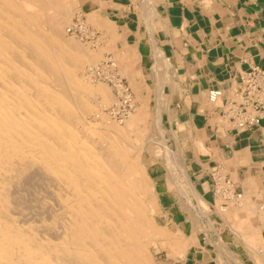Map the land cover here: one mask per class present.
Returning a JSON list of instances; mask_svg holds the SVG:
<instances>
[{
  "label": "bare ground",
  "instance_id": "1",
  "mask_svg": "<svg viewBox=\"0 0 264 264\" xmlns=\"http://www.w3.org/2000/svg\"><path fill=\"white\" fill-rule=\"evenodd\" d=\"M74 1L0 0V264L183 263L187 249L182 239L181 245L173 243L176 260L170 253L165 262L151 260L152 247L157 250L158 243L175 238L160 227L158 213L150 212L155 207L146 201L150 187L143 166L136 162L139 139L130 141L128 136L145 121L148 101L135 109L123 128L100 110L94 114L95 102L91 105L89 98L100 95L106 101L105 87L90 85L87 76L79 78L75 71L100 52L88 53L82 44L63 38ZM92 112L94 124L85 119ZM185 183L195 199L199 193L191 180ZM29 184L38 186L39 193L32 191L22 202L19 192H26L23 188ZM243 201L241 207L248 208L240 226L232 228L236 233L259 217L258 210L264 213V207ZM238 207L224 214L237 216ZM188 217L192 227L195 217ZM255 238L242 241L249 248V261L264 264V248L257 247ZM238 261L232 263L242 264Z\"/></svg>",
  "mask_w": 264,
  "mask_h": 264
},
{
  "label": "crops",
  "instance_id": "2",
  "mask_svg": "<svg viewBox=\"0 0 264 264\" xmlns=\"http://www.w3.org/2000/svg\"><path fill=\"white\" fill-rule=\"evenodd\" d=\"M100 1L107 3L100 17L114 25L117 36L113 41L114 35L109 34L99 45L109 46L124 57L122 64L128 72L124 79L128 85L147 83L155 88L156 100L165 96V101L158 99L155 105L163 111L160 120L166 122L167 129L183 126L188 132L178 142V151L194 169L193 187L201 197L214 198L208 175L215 170L225 172L233 183L234 194L241 195L236 213L239 222L247 212L245 206L241 207L246 195L250 204L259 206L264 202V122L250 130L223 127L224 132L214 133L209 126L218 121V110L209 108L207 93L213 87L228 92L237 76L252 65L264 68V0ZM146 93L141 92L144 97ZM173 130L174 133L168 130L173 134L169 136L178 132ZM254 163L257 167L252 172ZM247 168L249 171H244ZM249 172L258 174V183L250 182ZM220 208L211 206L209 218L214 223L207 234H222L219 227L216 229V225L225 222ZM232 216H228L227 225L236 228ZM261 235L264 236V229ZM243 248L240 239V249ZM243 253L240 259L245 264Z\"/></svg>",
  "mask_w": 264,
  "mask_h": 264
},
{
  "label": "rangeland",
  "instance_id": "3",
  "mask_svg": "<svg viewBox=\"0 0 264 264\" xmlns=\"http://www.w3.org/2000/svg\"><path fill=\"white\" fill-rule=\"evenodd\" d=\"M74 2H75L74 10H73L74 13L72 14L69 22L63 27V36H64L63 38H64V40H66L68 42H71V40H72V42L75 41L74 43L77 42L79 45L82 44V49H85V51H87L88 53L93 52V53L98 54L100 52L99 57L95 58V60L93 62H88V61L84 62L83 61L81 64V67L83 69L82 68L77 69L75 71V75L76 76L78 75L79 78H80V75H81V78L83 77V75H85V77H86V74H87L86 71L89 67L91 68V67L98 65V63H100L106 57L111 55V57L116 61L119 70H121L120 71L121 76L123 75L122 77L126 78V73H124V72H126V70L124 69V66L122 64L124 57L122 55L117 54L118 53L117 50H115V49L111 50L109 48V46L108 47L104 46L105 47L104 48V47L99 45V43H102L104 38H106V36H108L109 34L111 36L114 35L113 41L116 38L114 25L111 24L108 21V19H106V18L102 19L103 17H100V12L103 11V9L107 3L100 1V0H75ZM77 16L78 17L81 16L88 26H90L93 30H95L96 32L99 33L100 37L98 39V42L95 45L80 42L77 39H75V38H73V37H71L65 33L67 26H69L70 22H72V20L74 18H76ZM100 23H102V25H100ZM101 26H103V27H101ZM99 28H101V30ZM105 28H107V29H105ZM103 43H105V41ZM107 51H109V52L107 53ZM114 53H116V54H114ZM108 54H110V55H108ZM101 58H103V60ZM94 62L96 64H94ZM83 64H84V66H83ZM92 65H94V66H92ZM86 80H87V83L89 82L90 85H98L99 87H102V88L105 87L104 92L106 95L105 98L107 97L106 101H103V99H101L103 97L100 95H98L99 97L97 96L94 99L89 98V101H90V103H92L91 105H94V102H95V106L94 107L92 106L94 108V114L96 112L95 110H97V112L100 110V112L106 116L104 109H107L108 107H110L113 104V96H112L111 89L105 83L98 82L99 84H97L96 81L91 80L89 77H86ZM129 86H130L133 94H135L134 98L136 101V111L138 108L142 107V104L146 100L148 101L147 104L145 102L146 107L148 108V114L146 115L145 121L142 122L143 124L142 123L139 124V126H138L139 128H138L137 133L133 132V131H132L133 132L132 133L131 131H129L131 134L128 136H129L130 141H132L133 139L135 140V138L139 139L137 141V143L135 144V146L136 147L138 146L137 148L139 149L137 151L138 153L136 152L137 160H138L136 162H138L137 164L139 166L140 165L143 166L141 171H142V173L147 175L146 176L143 174L145 181L148 182L147 184L150 187V191H149L150 193L148 192L149 195H148V193L146 194L147 195L146 201L151 203V204L153 203L154 205L153 204L152 205L155 206V207H153V209L150 210V212L158 213L157 218H158V224L160 225V227H162V228L164 227L163 229H167V231H169L174 236L175 241L174 242L171 241L172 245H173V243H176L178 245H181L182 243H184V245H186L187 251L184 255L183 263H180V261L178 260L179 263L177 262L176 264H233L232 263L233 261H238V260L241 261L240 253L242 251L244 252L243 254H244L245 264H254L252 262L253 259H251L252 261L251 260L249 261V257H248L249 255H247L250 252L249 248H246V246H244L243 250L240 249V239L241 240H245V239L247 240L251 236L255 235V237H256L255 239H257L256 241L258 244L257 247L259 246L262 249L264 248V236L261 235V231H262V229H264V224H261V222L264 223V213L261 210H258L257 214L259 216L258 218H259L260 222L257 220L258 218H256L254 216L250 220L253 223L252 225L249 222L250 226L247 227V229H245L241 233H236V232H234V229H232L234 227L227 225V220L229 219V217H228V215H226V213L224 214V211L228 212L227 210L236 208V206L239 205L240 201L236 202V203H238L236 205L234 202H232L233 204L227 203L226 206H222L221 203L223 201L220 202L219 200H214V198H212V197L211 198L210 197L209 198L208 197L207 198L201 197V195L199 194L194 199V197L192 195L193 192L191 193V191H190L191 186L190 185L187 186L185 183L187 178L191 179V181L194 180L195 177L193 178V176L191 175L194 173V172H192V171H194V169L191 168L189 165V162L184 159L183 154L178 151V148H179L178 142L182 139H185L186 138L185 136L187 135L188 132L184 130L183 126L171 127L170 129H167L166 122L160 120V122L158 123L156 121V119H155L156 117L154 118V115L159 114L158 116L162 117V116H160V114L163 113L161 108H158V106L155 105L156 101L158 99H159V101L162 100L161 102H163V100L165 101V96L161 95V96L157 97V100H156V98H155L156 94H155V88L154 87H150V85H148L147 83H144V84L138 83V85L129 84ZM211 89H219V88L213 87ZM142 90L147 92L146 93V95H148L147 97L142 96V94H141ZM159 91H160V89H159ZM136 92H137V94H136ZM152 93H153V95H152ZM143 98L145 100H143ZM98 100H101L102 102H106V103L108 101V103L104 104ZM98 102H100V103H98ZM140 104H141V106H140ZM98 105H100V106H98ZM155 107L157 108V110H155L156 109ZM209 108H210V106H209ZM136 111L133 112V115H134V113H136ZM220 113L219 114L217 113L218 114L217 115L218 121L217 122L216 121L210 122V126H209L210 129L213 130L214 133H216V134H220V133L225 131V129L222 126L223 121L220 120V118H219ZM92 115H93V112H92V114H90V116H86L85 119L88 120L89 122H91L92 124H94L97 122V120L93 119ZM108 122H110V121L108 120ZM117 125L120 128L124 127L123 124H121V125L117 124ZM141 127L144 130V132H143V130H141ZM173 129H177V131H178L175 133L176 136H169L168 134L174 133ZM168 130H172L173 132L169 133ZM157 131H158V133H157ZM134 133H136L135 135H137V137L134 135ZM139 134H143L142 138L139 137ZM164 145H165V147H164ZM162 147H164L165 150ZM161 148L163 150H161ZM166 148L168 151L166 150ZM164 151H166V152H164ZM170 153L173 154L174 156L171 155ZM167 157H168V159H167ZM168 162L170 163V165ZM183 163L185 166L183 165ZM254 167H257V165H254L250 169V171L253 172ZM140 168H141V166H140ZM180 170L182 171L181 173H180ZM224 171H226V170H224ZM244 171H249V169L244 170ZM165 173H166V175H165ZM172 173H174V174H172ZM224 173L225 172H223V174ZM180 176H182V177H180ZM248 177H249L250 182H254L255 184L258 183L259 177H258L257 173L252 174L249 172ZM173 179H174V182H173ZM233 179H235V178L233 177ZM167 180L169 181V183L167 182ZM29 186H30V184L27 185V188H26V186L23 188L26 192H24L23 190L21 191V193L19 192V194L22 195L20 197L23 198V199H21L22 202H23V200L25 201V197L27 199V196L30 197L29 195L33 194L32 191L34 192V194H35V192L39 193L38 190L40 188L38 186H37V188H35L36 186H34V185H31L30 187ZM168 186H169V188H168ZM178 189H179V191H178ZM254 190H256V189H254ZM28 192H30V193H28ZM147 197H149V198H147ZM197 198L201 199L202 202L197 200L200 204L196 201ZM245 198L248 201L250 197H249V195H246ZM242 203H243V201H242ZM213 205H215L216 208H218V206L222 207L220 213L222 215L223 220H225V222L220 223L218 226L216 225V229L218 230L220 228L219 230L222 231V234H219V233H214V235L209 234V233L207 234V231L209 232V230L212 229V223H214V221L209 218V214L211 212L210 208ZM197 207H199V208H197ZM259 207H264V202L260 203ZM201 208H203L204 210ZM245 210L247 211L246 207H245ZM188 215L189 216L191 215V217L193 216V218L195 217L194 218L195 220L193 219L192 227L191 226L188 227L190 225ZM232 217L235 218L234 220L236 222V224H235L236 228L239 227L240 223L237 224L238 218L236 216H232ZM253 221L257 222V223L254 224ZM197 226L200 227L199 230L197 229ZM189 236L191 237V239ZM211 238H213V240H211ZM178 240H181L182 243H181V241H178ZM206 240H207V242H206ZM171 242L170 243L166 242L165 245H163V244L160 245L158 243L156 246L158 248L157 250H155L152 247L151 248V253H152V259L151 260L155 261V262H165L166 259L168 258L169 253L172 254L171 256L174 257L173 259H175L176 256L172 253V247H174V245L172 246ZM206 243L209 244L211 247L206 248V246H207ZM168 244H169V246H168ZM233 254L236 255V260L234 259V257H232ZM214 258L220 259V263L217 260H215V262L213 263ZM263 258H264V256H263ZM216 262H218V263H216ZM242 262L243 261H241V263Z\"/></svg>",
  "mask_w": 264,
  "mask_h": 264
},
{
  "label": "built area",
  "instance_id": "4",
  "mask_svg": "<svg viewBox=\"0 0 264 264\" xmlns=\"http://www.w3.org/2000/svg\"><path fill=\"white\" fill-rule=\"evenodd\" d=\"M66 34L91 45H95L99 39V33L88 26L81 16L72 20ZM86 76L109 86L114 102L104 112L111 121L123 124L135 111L136 101L130 86L120 75L116 61L108 56L98 65L88 68ZM207 100L213 110H218V114L221 112L219 118L224 128L250 130L260 126L264 122V68L250 66L237 76L228 92L211 89ZM208 176L213 197L223 201L222 206L239 202L241 195L234 194L232 181L222 172L215 170Z\"/></svg>",
  "mask_w": 264,
  "mask_h": 264
}]
</instances>
